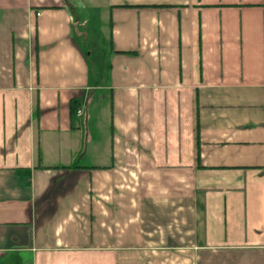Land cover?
Returning <instances> with one entry per match:
<instances>
[{
  "label": "crops",
  "instance_id": "0c3cea01",
  "mask_svg": "<svg viewBox=\"0 0 264 264\" xmlns=\"http://www.w3.org/2000/svg\"><path fill=\"white\" fill-rule=\"evenodd\" d=\"M0 264H264V0H0Z\"/></svg>",
  "mask_w": 264,
  "mask_h": 264
},
{
  "label": "rangeland",
  "instance_id": "374dc122",
  "mask_svg": "<svg viewBox=\"0 0 264 264\" xmlns=\"http://www.w3.org/2000/svg\"><path fill=\"white\" fill-rule=\"evenodd\" d=\"M86 9H81V12L79 11V13L84 12ZM88 13V16L90 17V31L92 32L93 37L91 36V38H93L92 42L94 44V47H98L96 50L99 49V51L102 49V36H101V30L99 27V21L97 19V17L94 16V13L92 11H86ZM104 42V41H103Z\"/></svg>",
  "mask_w": 264,
  "mask_h": 264
},
{
  "label": "trees",
  "instance_id": "16d2710c",
  "mask_svg": "<svg viewBox=\"0 0 264 264\" xmlns=\"http://www.w3.org/2000/svg\"><path fill=\"white\" fill-rule=\"evenodd\" d=\"M78 101H76V100H72L71 101V103H70V116L72 117V118H74L75 117V115H76V110H77V108H78Z\"/></svg>",
  "mask_w": 264,
  "mask_h": 264
},
{
  "label": "built area",
  "instance_id": "2783aa9c",
  "mask_svg": "<svg viewBox=\"0 0 264 264\" xmlns=\"http://www.w3.org/2000/svg\"><path fill=\"white\" fill-rule=\"evenodd\" d=\"M80 114H81V109L80 108H77L76 115L79 116Z\"/></svg>",
  "mask_w": 264,
  "mask_h": 264
}]
</instances>
